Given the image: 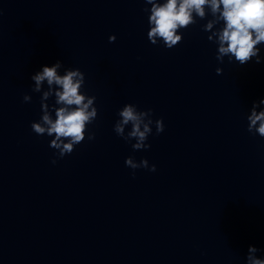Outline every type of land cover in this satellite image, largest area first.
<instances>
[{"label":"clouds","instance_id":"clouds-1","mask_svg":"<svg viewBox=\"0 0 264 264\" xmlns=\"http://www.w3.org/2000/svg\"><path fill=\"white\" fill-rule=\"evenodd\" d=\"M145 3L151 5L148 18L150 30L147 37L153 45L157 44V38H160L166 48L176 46L182 40V36L176 34L177 30L195 23L193 13L204 18L205 6L208 5L213 15L219 12V18L225 22L224 28L218 34L220 55L217 59L231 54L240 65H244L255 56L256 63H260L256 45L264 42V0H166V3L162 4L157 0H145ZM206 27L211 29L212 22ZM114 41L115 36H110L109 42ZM60 67V61L52 66L45 65L42 71L31 77L36 84L34 91H40V85L45 80L49 86L56 85L58 89L55 91L56 104L61 106L54 109L55 119L52 118L48 105L42 103L41 121L31 124L33 132L37 135L54 137L49 146L56 150L57 158L71 154L75 147L85 140L86 125L93 123L97 118V109L92 107L96 97H87L80 91L85 83L84 73L77 68L68 69L64 75H58L57 69ZM51 94L50 87L48 92H44L42 99L46 100ZM23 99L27 102L30 97L25 95ZM258 103L264 105V99ZM256 108L257 102H253L251 115L247 117V130L264 138V111L257 112ZM118 115L121 119L115 123L114 131L126 142L135 140L132 144L134 151L151 147L146 141L152 134L153 124L157 135L164 131L163 119L153 121L152 109L138 111L136 105L126 104ZM129 124L131 131L125 135V126ZM87 139H95V133L87 134ZM52 163L55 164L56 159H53ZM125 165L133 170V176L139 168L156 171V166H150L147 159L136 162L134 157L129 156ZM257 251L255 246H249L247 264H264V259L255 257Z\"/></svg>","mask_w":264,"mask_h":264}]
</instances>
